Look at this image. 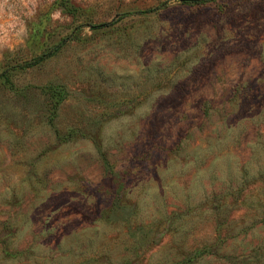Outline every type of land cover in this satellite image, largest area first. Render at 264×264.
I'll list each match as a JSON object with an SVG mask.
<instances>
[{
  "label": "rangeland",
  "instance_id": "obj_1",
  "mask_svg": "<svg viewBox=\"0 0 264 264\" xmlns=\"http://www.w3.org/2000/svg\"><path fill=\"white\" fill-rule=\"evenodd\" d=\"M69 1L0 0V73L76 30L0 81V264H264V0Z\"/></svg>",
  "mask_w": 264,
  "mask_h": 264
},
{
  "label": "trees",
  "instance_id": "obj_2",
  "mask_svg": "<svg viewBox=\"0 0 264 264\" xmlns=\"http://www.w3.org/2000/svg\"><path fill=\"white\" fill-rule=\"evenodd\" d=\"M198 2H203L204 0H197ZM57 5L61 9V11L65 14L73 15L78 11V8L73 5L69 0H57ZM77 29V28H76ZM76 33V30L73 34ZM73 34L67 36L66 38L61 39L55 46H53L48 51L36 55L30 61L12 66L8 69H5L3 72L0 73V81L4 84L11 85V78L10 76L13 75V71L21 72L29 67L36 66L43 61L47 60L48 58L54 56L69 40H72ZM55 89V88H54ZM55 94L59 96V92L54 90ZM60 100V99H59Z\"/></svg>",
  "mask_w": 264,
  "mask_h": 264
}]
</instances>
